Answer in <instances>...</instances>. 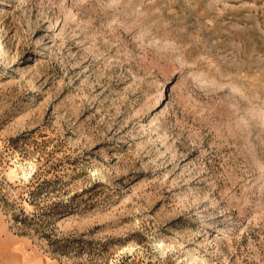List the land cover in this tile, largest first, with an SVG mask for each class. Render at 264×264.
Listing matches in <instances>:
<instances>
[{
  "label": "rangeland",
  "instance_id": "rangeland-1",
  "mask_svg": "<svg viewBox=\"0 0 264 264\" xmlns=\"http://www.w3.org/2000/svg\"><path fill=\"white\" fill-rule=\"evenodd\" d=\"M0 264H264V0H0Z\"/></svg>",
  "mask_w": 264,
  "mask_h": 264
},
{
  "label": "trees",
  "instance_id": "trees-1",
  "mask_svg": "<svg viewBox=\"0 0 264 264\" xmlns=\"http://www.w3.org/2000/svg\"><path fill=\"white\" fill-rule=\"evenodd\" d=\"M46 184V183H45ZM45 189V186L44 184H38L36 189L32 192H30L31 196L30 198L35 202H42L43 199H44V196L43 197H40L41 194H43L44 192L47 193V191H43ZM48 194V193H47ZM46 194V195H47Z\"/></svg>",
  "mask_w": 264,
  "mask_h": 264
}]
</instances>
